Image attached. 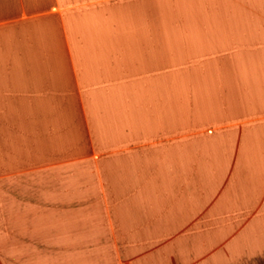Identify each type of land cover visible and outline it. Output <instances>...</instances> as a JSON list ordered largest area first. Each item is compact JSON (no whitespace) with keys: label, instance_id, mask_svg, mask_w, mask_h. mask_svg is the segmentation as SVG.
I'll use <instances>...</instances> for the list:
<instances>
[{"label":"crops","instance_id":"0c3cea01","mask_svg":"<svg viewBox=\"0 0 264 264\" xmlns=\"http://www.w3.org/2000/svg\"><path fill=\"white\" fill-rule=\"evenodd\" d=\"M237 1L0 0V264H264V0Z\"/></svg>","mask_w":264,"mask_h":264},{"label":"rangeland","instance_id":"374dc122","mask_svg":"<svg viewBox=\"0 0 264 264\" xmlns=\"http://www.w3.org/2000/svg\"><path fill=\"white\" fill-rule=\"evenodd\" d=\"M224 1H227V2H230V3H231V1H233V2H235V4L238 2L237 0H224ZM249 1L252 4H258V3L261 4V1L263 2V0H249ZM258 233L260 234L259 238L261 240L258 241V242H255V243L253 242L252 248H254V251H258V249L264 248V231H259ZM241 246H242L243 249L248 248L246 243L242 244Z\"/></svg>","mask_w":264,"mask_h":264}]
</instances>
